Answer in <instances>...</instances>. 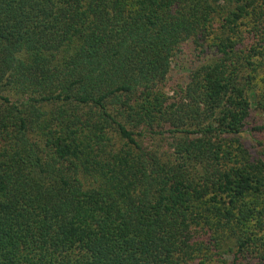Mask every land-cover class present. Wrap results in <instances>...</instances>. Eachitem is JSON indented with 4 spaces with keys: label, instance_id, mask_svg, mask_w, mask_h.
I'll list each match as a JSON object with an SVG mask.
<instances>
[{
    "label": "trees",
    "instance_id": "16d2710c",
    "mask_svg": "<svg viewBox=\"0 0 264 264\" xmlns=\"http://www.w3.org/2000/svg\"><path fill=\"white\" fill-rule=\"evenodd\" d=\"M218 1L0 0V264H188L198 226L264 264V159L241 141L264 48L237 32L263 35L264 0ZM218 16L214 57L168 89Z\"/></svg>",
    "mask_w": 264,
    "mask_h": 264
},
{
    "label": "rangeland",
    "instance_id": "374dc122",
    "mask_svg": "<svg viewBox=\"0 0 264 264\" xmlns=\"http://www.w3.org/2000/svg\"><path fill=\"white\" fill-rule=\"evenodd\" d=\"M218 5L220 6L218 9L223 10L226 15L234 8L232 0H219ZM220 18L219 16L216 18L214 32L212 34L203 37L199 42H196L194 39H189L181 46L176 59L172 63V69L167 83L168 89L184 86L189 81L193 69L198 68L204 62L214 57L215 51L211 45L214 44L215 35L221 34V31L218 30L222 22ZM251 18L249 17L243 22H240L237 32L241 35L243 46L248 49L252 46L263 49L264 23L261 25L263 35L261 33L255 35V29H252L250 32V28H252V25L249 24ZM256 81L260 83L253 85L250 91L252 112L249 129L251 132L242 133L241 141L253 156L263 157L264 159V129L258 130L260 126H264V100L261 103L258 102L261 98L260 94L264 91V71L260 72ZM168 142L170 141L161 139L160 136H153L146 139L147 145H160L163 148H167ZM195 235L197 240H204L206 243L203 249L196 251L194 259L187 262L188 264H231L232 257L229 254L221 253L215 248L216 244L212 237L213 234L207 227H196Z\"/></svg>",
    "mask_w": 264,
    "mask_h": 264
}]
</instances>
